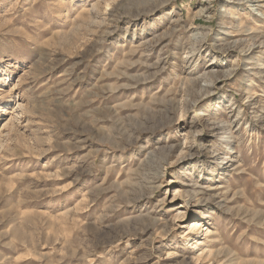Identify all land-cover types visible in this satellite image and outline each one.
<instances>
[{
    "label": "rangeland",
    "instance_id": "rangeland-1",
    "mask_svg": "<svg viewBox=\"0 0 264 264\" xmlns=\"http://www.w3.org/2000/svg\"><path fill=\"white\" fill-rule=\"evenodd\" d=\"M0 264H264V0H0Z\"/></svg>",
    "mask_w": 264,
    "mask_h": 264
},
{
    "label": "bare ground",
    "instance_id": "bare-ground-1",
    "mask_svg": "<svg viewBox=\"0 0 264 264\" xmlns=\"http://www.w3.org/2000/svg\"><path fill=\"white\" fill-rule=\"evenodd\" d=\"M98 6L97 5H95V7H94V9H96ZM97 13V12H96ZM89 20V19H88ZM84 24V23H83ZM251 49L249 48L247 51H245V59H250V56L252 55V52H249ZM192 224V227H191V230H193L194 228H196L198 225V223H196V222H193V223H191Z\"/></svg>",
    "mask_w": 264,
    "mask_h": 264
}]
</instances>
